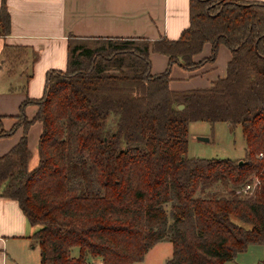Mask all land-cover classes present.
I'll return each instance as SVG.
<instances>
[{
  "label": "trees",
  "instance_id": "1",
  "mask_svg": "<svg viewBox=\"0 0 264 264\" xmlns=\"http://www.w3.org/2000/svg\"><path fill=\"white\" fill-rule=\"evenodd\" d=\"M9 30L0 0V35ZM205 42L209 54L195 59ZM220 43L230 50L223 75L169 86L172 63L200 67ZM151 49L167 55L158 73ZM15 117L0 129L22 127L0 155V196L16 199L34 226L40 264H130L163 239L172 248L162 264H223L264 245V0H189L176 38L71 34L65 68L47 69L41 95H26ZM194 120L239 124L243 156L188 155Z\"/></svg>",
  "mask_w": 264,
  "mask_h": 264
},
{
  "label": "crops",
  "instance_id": "2",
  "mask_svg": "<svg viewBox=\"0 0 264 264\" xmlns=\"http://www.w3.org/2000/svg\"><path fill=\"white\" fill-rule=\"evenodd\" d=\"M6 5L10 30L0 35V129L12 125L26 95H41L47 69L65 68L71 34L78 37L145 36L153 40L160 36L176 38L189 24V0H6ZM210 47L205 42L194 58L208 55ZM149 56L153 73L165 68L166 54L151 49ZM229 57L230 50L218 69L214 61L195 69L173 63L169 86L174 89L205 86L225 73ZM15 58L23 62L18 64L20 70L12 72ZM177 67L180 70L176 71ZM35 107V104L28 103L24 107L25 113L32 115ZM40 128L38 120L28 128L29 167L38 159ZM21 133L22 127L18 126L11 133L0 135V155L17 141ZM33 229L17 200L0 196V264H22L36 246L30 237ZM261 259H264V245L251 243L223 264H261ZM93 262L97 264L98 261Z\"/></svg>",
  "mask_w": 264,
  "mask_h": 264
},
{
  "label": "rangeland",
  "instance_id": "3",
  "mask_svg": "<svg viewBox=\"0 0 264 264\" xmlns=\"http://www.w3.org/2000/svg\"><path fill=\"white\" fill-rule=\"evenodd\" d=\"M208 44L210 45L209 42ZM219 46L222 48L220 51ZM228 49L229 48L224 43L218 45L216 56L213 60L214 63L217 64V69L219 68L221 60L229 51ZM22 62L21 59L18 60L15 58L11 66L12 72L20 70L18 64ZM207 62L208 61L205 63ZM174 65L179 66L178 64ZM24 68L26 69V66ZM177 68L176 71L180 70V67ZM201 136L207 137V139L200 138ZM244 149L245 141L239 124L232 126L226 121H215L211 123L206 120H194L189 122L187 154L190 156L241 158L244 154ZM76 252L77 247L74 246L72 253L75 254ZM170 253V240H161L148 249L143 261H135L130 264H159L165 257H168ZM22 264H40L37 245L33 247L32 252L25 256Z\"/></svg>",
  "mask_w": 264,
  "mask_h": 264
},
{
  "label": "built area",
  "instance_id": "4",
  "mask_svg": "<svg viewBox=\"0 0 264 264\" xmlns=\"http://www.w3.org/2000/svg\"><path fill=\"white\" fill-rule=\"evenodd\" d=\"M260 154H261V152H260ZM251 186H252L251 183H246V184L244 185V189L250 188ZM97 264H103V263H102V262H97Z\"/></svg>",
  "mask_w": 264,
  "mask_h": 264
},
{
  "label": "water",
  "instance_id": "5",
  "mask_svg": "<svg viewBox=\"0 0 264 264\" xmlns=\"http://www.w3.org/2000/svg\"><path fill=\"white\" fill-rule=\"evenodd\" d=\"M182 106H183V104H182V103L178 104V107H182ZM200 138L207 139V137H204V136H201ZM239 162H241V159H239Z\"/></svg>",
  "mask_w": 264,
  "mask_h": 264
}]
</instances>
